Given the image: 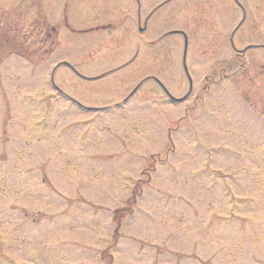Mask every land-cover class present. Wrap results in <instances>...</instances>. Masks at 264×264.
<instances>
[{"label":"rangeland","instance_id":"374dc122","mask_svg":"<svg viewBox=\"0 0 264 264\" xmlns=\"http://www.w3.org/2000/svg\"><path fill=\"white\" fill-rule=\"evenodd\" d=\"M238 1L234 45H264V0ZM139 2L142 26L166 0ZM241 18L170 0L138 33L128 0H0V264H264V49L235 55Z\"/></svg>","mask_w":264,"mask_h":264},{"label":"water","instance_id":"95a60500","mask_svg":"<svg viewBox=\"0 0 264 264\" xmlns=\"http://www.w3.org/2000/svg\"><path fill=\"white\" fill-rule=\"evenodd\" d=\"M250 47H262V46H249V47H246L242 52H244L246 49H248Z\"/></svg>","mask_w":264,"mask_h":264},{"label":"trees","instance_id":"16d2710c","mask_svg":"<svg viewBox=\"0 0 264 264\" xmlns=\"http://www.w3.org/2000/svg\"><path fill=\"white\" fill-rule=\"evenodd\" d=\"M123 211L119 212V214H121Z\"/></svg>","mask_w":264,"mask_h":264}]
</instances>
